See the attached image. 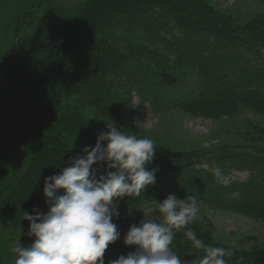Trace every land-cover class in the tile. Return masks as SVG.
<instances>
[{
	"label": "rangeland",
	"instance_id": "rangeland-1",
	"mask_svg": "<svg viewBox=\"0 0 264 264\" xmlns=\"http://www.w3.org/2000/svg\"><path fill=\"white\" fill-rule=\"evenodd\" d=\"M120 1L129 6V2L136 0H103L107 4L93 6L89 11L86 8L92 0H0V101L6 92L8 72L18 63L20 67L11 78L9 98L12 101L21 76L26 81L41 77V82L52 87L61 76L58 72L67 67L65 64L78 63L62 72V80L58 78L52 106L59 120L67 117L72 125L62 131V138L87 152L110 155L118 160H138L139 164L132 165L136 172V167L144 164L173 167L199 155L214 152L226 155L230 148L264 146V140L258 135L263 132L264 113L249 102H241L227 111L206 112L189 107L156 110L138 99L131 108L120 100L117 85L136 77L129 65L140 61L163 69L165 63L159 60L158 54L162 51L157 44L141 39L139 32L123 33L125 28H131L128 23L109 17L108 24L99 28L109 14L103 11L104 7L107 5L119 13L122 7L113 9L112 5ZM168 1L185 8L190 15L196 14L201 24L220 25L264 44V0H194L198 4L192 7L184 0ZM96 11H100L98 16L94 15ZM81 15L86 21H92L94 28L87 29L89 36L82 33L83 43L70 39V47L61 36L73 38L67 29L73 28ZM97 34L100 37L93 38ZM94 51L95 58L81 61L82 55H92ZM203 71L206 75L215 74L208 67ZM143 75L140 76L149 80V86L155 83L150 81V74ZM111 77L118 79L114 85L109 84ZM187 81L192 87L203 85L194 73ZM247 84L244 81L243 85ZM227 100L224 96L210 106L224 107ZM0 115L3 120L0 122V264H53L56 260L60 264H84L80 260L88 252L99 264H116L108 259L118 253L121 264L126 261L140 264L138 259H144V264H206L217 259L243 264L246 258L264 257V219L177 193L162 197L79 196L73 192L79 176L65 174L62 165L59 166L62 160L67 163L63 155H45L48 158L46 165L41 162L45 168L42 185L50 192L38 199L39 205L30 202L35 207L31 213L16 215L10 206L11 192L29 169L28 148L33 129L28 122L14 125L8 110L1 111ZM61 125L55 126L61 128ZM250 165L262 166L264 160ZM246 170H235L230 178L244 179ZM202 174L190 169L172 180L168 174L161 173L156 180L159 185L170 181L168 187L174 190L180 182L189 183L201 189L204 195L201 197H207L218 188L205 180V171ZM111 175L116 178H108V186H115L121 179L129 190L141 193H146L154 184L146 181L147 177L137 174L134 177L131 172L117 169ZM258 195L251 194L250 198ZM217 197L233 198L229 194ZM22 209L27 211L28 204ZM47 243L60 246L54 248L58 258L51 257V261L43 253L37 254L40 258L25 256L32 247Z\"/></svg>",
	"mask_w": 264,
	"mask_h": 264
},
{
	"label": "trees",
	"instance_id": "trees-1",
	"mask_svg": "<svg viewBox=\"0 0 264 264\" xmlns=\"http://www.w3.org/2000/svg\"><path fill=\"white\" fill-rule=\"evenodd\" d=\"M102 1L92 0L86 10L89 11L93 6L102 7V5L107 4ZM184 2L191 5V7L198 4L194 0H184ZM128 5H125L122 1L113 4V9L115 6L122 7V11L119 13H114L106 5L103 11L109 12V14L105 16V21L99 28L108 24L107 18L109 17H116L122 23H128L132 29L125 28L126 31L121 29L122 32L124 31V34H128L130 30H132V33L139 32L141 33V39L151 44H157L159 50L162 51V54H158L159 60L165 63L163 69L153 68V66L145 62L140 64V61L129 65L128 67L135 70L137 78L135 77L128 82L117 85L116 94L121 101L128 104L131 108L136 106L135 100L138 99L141 104H147L156 110L171 107H189L200 108L206 112L227 111L241 102H249L264 113L263 43H255L245 36L220 25L209 27L203 22L201 24L196 14H193L196 17L190 15L188 10L185 11V8L173 5L168 0H136L129 2ZM99 13L100 11H96L94 15L98 16ZM88 28H94L93 22L90 20L86 21L84 16L81 15L78 23L73 28L67 29L68 33H73V38L63 34L61 40L72 47L70 39H75L81 43L84 38L82 33L89 36V33H87ZM96 37L99 38L100 35L93 36V38ZM105 44L107 43L105 42ZM96 54L94 51L92 55L88 53L82 55L83 59L82 57L80 59L81 61L84 59L89 60L95 58ZM75 65H78V63L73 65L65 64L67 67L64 68L65 70L61 69L58 72L61 76L56 78L52 87H49L45 81L41 82V77L26 81L21 76L20 84L14 97L15 100L13 101L10 100L11 97L9 98V91L13 85L11 78L12 74L15 73L14 71L20 67V64L18 63L15 68L10 69L8 72L6 92L0 101V112L8 110L11 118L15 120L13 122L14 125L24 124V122L25 124L27 122L31 124L32 135H34L30 137V148H28L31 159L29 169L19 186L11 192L10 206L16 215H23L22 213L24 212L27 214L31 213L35 208L32 203L35 202L36 205L37 203L39 205L38 199L50 192V190L47 191L46 186L42 185V181L45 178V168L41 167L43 166L41 162L46 165L45 160L48 158V154H55L63 155V158L67 159L65 160L67 163L62 160L59 164V166L62 165L65 174L73 173L79 176L77 189L73 190L79 196L114 198L132 196L133 194L143 197H162L169 193H177L182 194L186 198L196 196L195 198L198 200L210 202L216 206L242 210L256 218L264 219V190L260 191L264 188V176L258 181V177L264 175V165L259 167L250 165L261 163L264 160V146L230 148L227 150L229 152L226 155L219 152L205 153L206 155H199L187 163L184 162L183 165L180 164L173 167L158 165V163L157 165H138L139 167H136L138 171L134 172L132 165L139 164L138 160L134 162L131 160H118V158L110 155H96L90 153V151L87 152L81 147H76L70 141L68 142V139L62 138V131L64 132L66 129L71 128L72 125L67 117L59 120L53 111L52 103L56 96V90H58L55 83H58L59 79L62 80V72L66 73V68H72ZM206 67L214 71L215 74L213 76L206 75V72L203 71ZM191 73H194L202 81V86L192 87L188 83L187 80ZM143 74L151 75L150 81L155 82L153 85L151 84L152 87L147 83L149 81L147 78L140 76ZM117 80H113V77H111L108 81L110 85H114ZM244 81H248V84L243 85ZM170 84L175 85L170 86ZM54 92L55 96H53ZM224 96L228 98L223 104L225 105L224 107L214 109L213 106H210L215 102L221 101ZM1 115L0 122L3 121ZM73 120L75 121L74 123H77L75 118ZM58 124H62L61 128H56L55 125ZM261 128H263V132H259L258 135L264 140V126ZM250 151L255 155L251 154ZM46 154L47 156H45ZM113 161H117L118 164H114ZM127 164L129 166H126ZM215 166H217V169H215ZM116 169L124 173L131 172L133 175L137 174L147 177L146 181H152L154 184L147 188L148 191L146 193L129 190L127 183L118 178L119 182L115 186H108L109 179L114 176L111 173ZM190 169L201 176L205 171V180L209 184L217 186L218 191H215L210 196L201 197L204 196L201 189L192 184L180 182L177 185L178 187H176L177 189L174 190L168 187L171 186L169 184L170 181L159 185L156 180L161 176V173L168 174L170 180H172V177H181V173ZM240 169H247L246 178H230L235 170ZM53 170L57 172V168ZM83 171H85V174H83ZM142 172L144 174H141ZM99 173L102 176L98 175ZM148 177H150V180H148ZM239 188H241L240 191H238ZM34 190L36 194H33ZM236 192H238V195L235 194ZM256 193H259V195L251 199L250 195ZM221 194H229L233 198H218L217 196ZM24 204L25 207L28 204L29 209L27 211L22 209ZM55 247L60 246L51 243L42 244L32 247L24 254L26 257L34 255L36 258H40L41 256L37 254L43 253L44 256L50 257L49 260L52 261L51 257L58 258L54 252ZM119 255L121 254L118 253L117 256L111 255L108 260L121 264L122 258L119 260ZM94 259L91 252H88L80 261L84 262V264H96L95 261H97L99 264V261ZM137 262L144 264L145 260L138 259ZM127 263L129 262L126 261L125 264ZM203 263L205 264V262ZM53 264L60 263L56 260ZM206 264L228 263L217 259ZM243 264H264V257L246 258Z\"/></svg>",
	"mask_w": 264,
	"mask_h": 264
}]
</instances>
